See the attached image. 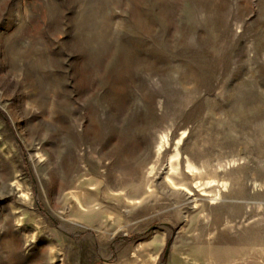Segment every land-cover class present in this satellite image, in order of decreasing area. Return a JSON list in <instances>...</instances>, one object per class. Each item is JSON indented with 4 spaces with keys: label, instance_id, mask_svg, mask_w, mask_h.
Masks as SVG:
<instances>
[{
    "label": "rangeland",
    "instance_id": "374dc122",
    "mask_svg": "<svg viewBox=\"0 0 264 264\" xmlns=\"http://www.w3.org/2000/svg\"><path fill=\"white\" fill-rule=\"evenodd\" d=\"M0 264H264V0H0Z\"/></svg>",
    "mask_w": 264,
    "mask_h": 264
}]
</instances>
